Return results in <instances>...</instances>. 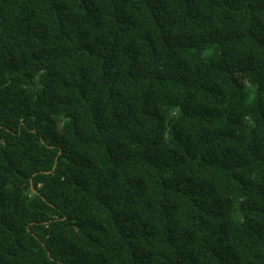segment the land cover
<instances>
[{
	"label": "trees",
	"instance_id": "16d2710c",
	"mask_svg": "<svg viewBox=\"0 0 264 264\" xmlns=\"http://www.w3.org/2000/svg\"><path fill=\"white\" fill-rule=\"evenodd\" d=\"M0 264H264V0H0Z\"/></svg>",
	"mask_w": 264,
	"mask_h": 264
}]
</instances>
